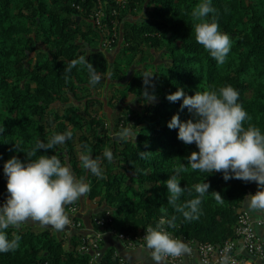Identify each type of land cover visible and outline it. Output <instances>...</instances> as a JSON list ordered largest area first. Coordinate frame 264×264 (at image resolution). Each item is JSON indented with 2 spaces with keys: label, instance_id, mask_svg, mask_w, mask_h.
<instances>
[{
  "label": "trees",
  "instance_id": "trees-1",
  "mask_svg": "<svg viewBox=\"0 0 264 264\" xmlns=\"http://www.w3.org/2000/svg\"><path fill=\"white\" fill-rule=\"evenodd\" d=\"M198 2L126 0L123 6L116 0H0L3 201L7 196L4 162L14 155L27 160L26 152L37 140L46 142L55 133L71 131V139L47 152L38 151L32 159L41 154L57 155L77 178L86 180L89 199L111 212V229L130 234L160 226L178 238L217 245L236 237L239 211L247 195L253 193V182L236 178L226 181L222 172L191 168L188 155L198 149L195 143L178 139V129L169 128L168 121L177 113L181 120L192 114L186 107L181 109L182 99L171 102L167 95L179 87L194 95L197 90L230 84L239 90V101L251 117L245 126L252 124L264 131V0H212L216 13L210 17L215 15L220 30L232 39L231 51L222 65L195 39L190 12ZM100 9L104 12L102 22L109 28L108 37L113 38L110 29L115 23H121L128 13L135 14L137 22L124 24L128 49L136 52L142 44L158 51L162 47L166 58L160 65L149 64L138 70L130 81L128 91L135 95L138 109L121 115L116 132L122 135L124 130H131L132 134L118 142L108 134L105 120L92 111L108 69L104 48L97 45L104 37L94 21ZM81 56L85 63H77L68 71L72 61ZM88 65L101 77L95 85L90 83ZM145 73L154 75L155 103H147L142 95ZM105 149L112 150V161L103 157ZM141 151H146L145 155ZM80 153L99 159L101 177L82 168ZM181 166L179 179L185 192L177 204L198 195L193 187L197 183H210L198 219H185L168 200L166 180ZM215 191L221 193L220 201ZM78 203L64 206L67 216L68 208ZM173 216L174 225H169L167 221ZM7 232L9 239L21 237L20 246L0 253V264H121L112 249L102 251L101 258L92 262L91 254L79 250L83 233L73 236L65 248L64 239L50 226L22 224Z\"/></svg>",
  "mask_w": 264,
  "mask_h": 264
},
{
  "label": "clouds",
  "instance_id": "clouds-1",
  "mask_svg": "<svg viewBox=\"0 0 264 264\" xmlns=\"http://www.w3.org/2000/svg\"><path fill=\"white\" fill-rule=\"evenodd\" d=\"M212 0H199L192 8L190 15L195 21L193 27L197 43L203 45L218 64L226 62L232 47V39L227 32L220 30ZM77 63H85L84 57L72 61L67 69ZM90 83H99L101 77L95 73L91 65ZM152 74L145 73L142 95L147 103L157 102ZM153 89V90H150ZM240 92L232 85L218 89L196 91L194 95L187 94L183 87L169 93L167 99L177 102L182 99L181 109L185 107L192 114L191 118L181 120L179 113L168 121V127L178 129L177 138L185 144L195 143L198 151L188 155V163L194 170L202 172H222L223 178L241 179L245 182H255L258 190L247 195V206L252 210L264 212V131L248 124L250 121L247 110L239 101ZM5 127H0V135ZM126 132V130H124ZM71 131L58 132L47 139L37 140L35 147L26 152L28 159L21 160L12 156L4 162L3 172L7 178V196L0 203V253L14 251L20 246L19 235L9 239L7 229L18 228L25 222L37 221L54 230L62 231L69 219L65 213V205L79 200L90 191L86 180L77 178L71 167L61 161L57 155H39L32 159L38 151L47 152L57 145L71 139ZM15 148L19 144L15 142ZM146 151H141L145 155ZM103 157L113 160L111 149H105ZM82 168L91 174L101 177L103 168L98 158L88 153H80ZM183 167L175 169L174 174L166 180L169 193V203L181 212L185 219H198L202 198L209 192L210 183H197L194 190L198 193L194 198L183 204H177L185 187L181 186L179 175ZM216 192V199L221 200V193ZM175 216L167 221L174 225ZM163 221H161V224ZM146 250L153 264H164L166 257H181L191 253L189 244L182 238L174 237L163 227L146 228L144 235Z\"/></svg>",
  "mask_w": 264,
  "mask_h": 264
},
{
  "label": "crops",
  "instance_id": "crops-1",
  "mask_svg": "<svg viewBox=\"0 0 264 264\" xmlns=\"http://www.w3.org/2000/svg\"><path fill=\"white\" fill-rule=\"evenodd\" d=\"M135 12L138 11L136 10ZM131 16V13H128L125 20L121 23L115 24L117 25V28L113 29L116 31L117 35V43L115 47L111 50H103L107 60L108 69L105 74L104 85L96 92L98 104L94 106L92 110L93 113L105 120L108 134L115 142L121 140L122 137L132 134L131 130H128L129 133L125 135V132L122 135L116 132L118 128L117 123L121 115L130 114L133 110L138 109L136 97L128 91V85L137 71L143 69L146 65L154 64V61H156L155 57L158 55V50L150 49L146 44H142L136 52H131L128 49V45L126 44L123 35L124 24L138 21V17H133L131 20ZM97 45L99 46L98 43ZM72 105L73 103L69 104V106ZM257 190L258 186L253 182V192H256ZM247 199L243 203L242 210L249 211L256 219H263V224L257 226V232L264 240V212L250 209L246 203ZM72 206L78 207L79 211L77 212V217L81 221L83 227L77 230L74 227L66 225L62 231L54 230L58 237V232L61 234V237L59 238L64 239L65 248L70 246L73 236L82 233L84 234L91 230L94 226V218L99 213L107 210L106 206L99 207L97 202L91 201L87 194L79 199L78 204ZM39 227L45 226L42 225ZM107 249L114 250L115 255L124 264H153L152 258L148 254L145 245L137 244L136 246H129L127 242L119 239L111 230L105 235L102 245L103 252ZM164 264L170 263L164 260Z\"/></svg>",
  "mask_w": 264,
  "mask_h": 264
},
{
  "label": "built area",
  "instance_id": "built-area-1",
  "mask_svg": "<svg viewBox=\"0 0 264 264\" xmlns=\"http://www.w3.org/2000/svg\"><path fill=\"white\" fill-rule=\"evenodd\" d=\"M116 1L123 6L126 4V0ZM115 13L114 11L113 14ZM103 18L104 12L100 9L94 19L95 25L99 29L103 28ZM103 34L102 47L104 50H111L114 39L108 37L106 31ZM123 124L121 122L120 127ZM78 211L77 206L69 208V222L67 224L77 230L83 227L77 217ZM112 221L111 212L109 210L103 211L94 218L93 228L85 232L81 238L80 251L91 254L92 262L101 258L104 237L109 230L114 232L119 239L127 242L129 246H136L137 244L146 246V241L144 240L146 231L124 234L109 227ZM262 224L263 219H256L249 211L240 210L236 237L234 239L228 240L221 245L185 240L192 249L191 253L181 257H166L165 260L170 264H264V240L257 232V226ZM164 229L167 230L166 228ZM170 233L178 238L174 233ZM121 263L124 264L122 261Z\"/></svg>",
  "mask_w": 264,
  "mask_h": 264
},
{
  "label": "rangeland",
  "instance_id": "rangeland-1",
  "mask_svg": "<svg viewBox=\"0 0 264 264\" xmlns=\"http://www.w3.org/2000/svg\"><path fill=\"white\" fill-rule=\"evenodd\" d=\"M131 20L133 19V17H138V16H135V15H133L132 13H131ZM126 19V16L124 17V19L123 20H125ZM115 24H118V23H115ZM114 28H117V25H115V26H113L111 29H110V33L112 34V37L116 40V38H117V35H116V31L115 30H113ZM109 30V28H106L105 27V25L103 24V28L102 29H100L101 30V32L103 33L104 31H106V30ZM97 30L99 31V29L97 28ZM104 30V31H103ZM98 44H99V47H101L102 46V41L100 42H98ZM163 55H164V50H163V48L162 47H160V50L158 51V55L155 57L156 58V61H154V65H160L166 58H164L163 57ZM33 58V57H32ZM32 63V62H31ZM4 201H3V198H1V196H0V203H3ZM24 224H28V225H33V226H42V224H40L39 222H37V221H32V220H29V221H27V222H25ZM139 232H140V230H139ZM58 235H59V237H61V234L58 232Z\"/></svg>",
  "mask_w": 264,
  "mask_h": 264
},
{
  "label": "water",
  "instance_id": "water-1",
  "mask_svg": "<svg viewBox=\"0 0 264 264\" xmlns=\"http://www.w3.org/2000/svg\"><path fill=\"white\" fill-rule=\"evenodd\" d=\"M128 133H129V132H128V130H127V131L124 133V135H125V134H128Z\"/></svg>",
  "mask_w": 264,
  "mask_h": 264
}]
</instances>
